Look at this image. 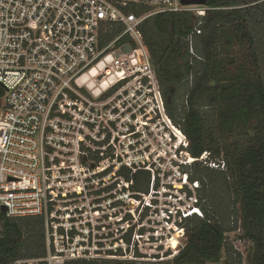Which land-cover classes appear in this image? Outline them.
Listing matches in <instances>:
<instances>
[{
    "label": "built area",
    "instance_id": "2783aa9c",
    "mask_svg": "<svg viewBox=\"0 0 264 264\" xmlns=\"http://www.w3.org/2000/svg\"><path fill=\"white\" fill-rule=\"evenodd\" d=\"M141 7L151 10L138 14ZM208 9L182 0H0V205L8 217H43L47 250L7 264L155 263L183 249L186 219L205 217L201 183L190 177L194 163L227 166L223 156L188 151V137L167 112L141 26L156 13L204 16ZM201 32L197 25L187 37L191 53ZM112 123L122 138H146L160 123L176 149L162 146L152 160L147 152L151 162H126L113 172L115 166L102 164L122 161L106 146ZM93 152L104 159L86 165ZM125 167L151 172L148 191L132 190L133 180L118 175ZM231 232L238 244H253L239 238V225L226 233L236 249Z\"/></svg>",
    "mask_w": 264,
    "mask_h": 264
},
{
    "label": "trees",
    "instance_id": "16d2710c",
    "mask_svg": "<svg viewBox=\"0 0 264 264\" xmlns=\"http://www.w3.org/2000/svg\"><path fill=\"white\" fill-rule=\"evenodd\" d=\"M206 5L204 16L162 12L141 26L167 112L188 137V151L196 157L209 151L225 160L226 171L193 165L190 177L201 183L198 196L205 217L186 219L185 245L172 259L66 264H210L223 255L225 264H242V254L226 241V233L239 225V238L253 243L247 264H264V0H207ZM150 10L141 7L138 14ZM197 25L202 32L195 35L191 53L187 37ZM4 96L0 85V112ZM118 175L133 180L132 190L149 189L148 170L134 173L125 167ZM221 192L225 196H218ZM46 252L44 218L8 217L0 205V264Z\"/></svg>",
    "mask_w": 264,
    "mask_h": 264
},
{
    "label": "rangeland",
    "instance_id": "374dc122",
    "mask_svg": "<svg viewBox=\"0 0 264 264\" xmlns=\"http://www.w3.org/2000/svg\"><path fill=\"white\" fill-rule=\"evenodd\" d=\"M185 93H186V87H183V89L180 90V98H179V102L182 103L184 102L185 99ZM205 109V108H204ZM210 109V108H208ZM120 124V123H118ZM139 125V122H138ZM153 126L155 127V125L153 124ZM109 129V128H108ZM112 130L114 132H112ZM122 129L117 126V123H112L111 124V128L109 129L111 135V139H108V143H106V146H109L110 149V153H115V157L118 155V157L122 160V161H116V159H104L103 161V165L104 164H109L112 166H115L113 168V172L116 171L118 169V167L121 164H125L126 162H131L133 161V163L135 161L140 162V161H150L153 159L154 155L159 154L160 150L162 149V146L167 145L168 148H172V149H176L177 143H175V141H169V139L165 136L164 134L167 132V128L165 127V129H163V127L160 125V123L158 124V126L156 127L155 131L153 133H148V136L146 138H141V137H124L122 138L120 135L118 136V131H121ZM121 134V132H120ZM104 139L102 138H98L97 141H103ZM83 145V144H82ZM104 145V144H103ZM103 145H101V147H103ZM103 148H97L95 151H100ZM148 150H152L155 149V151H147ZM147 152L151 153V156L149 157V159H147L145 156H147ZM101 154L99 153H95L93 152L92 154H89V159H87V164L86 165H91L94 163H97V157L100 156ZM80 160L82 162V155H79ZM94 159H93V158ZM101 157V156H100ZM151 162V161H150ZM83 163V162H82ZM113 172L111 174H109L107 176V179H109L110 181L112 180V176H114ZM119 192V191H118ZM218 196L222 197L225 196L224 193H220ZM129 200V199H128ZM132 202H130V207L132 206ZM130 216H132V214L129 213ZM144 232H146V229H144ZM230 238L236 242V244H238L237 239H236V233L235 232H231L230 234ZM166 240V239H164ZM184 242V240L182 241ZM234 245V244H233ZM164 244L160 247L164 248ZM251 245L249 243H241L238 244V247L236 249L235 245L234 248L236 251H239L238 249L243 250L244 249V253L246 255V252L249 251ZM165 251V250H164ZM168 252L173 253V249L169 248L166 251V254H168ZM244 253L242 254L243 256V263L242 264H247V261L245 260V256ZM114 262V261H113ZM114 264V263H112ZM210 264H225V255H223L222 260L219 263H210Z\"/></svg>",
    "mask_w": 264,
    "mask_h": 264
},
{
    "label": "water",
    "instance_id": "95a60500",
    "mask_svg": "<svg viewBox=\"0 0 264 264\" xmlns=\"http://www.w3.org/2000/svg\"><path fill=\"white\" fill-rule=\"evenodd\" d=\"M183 4H206L207 0H182ZM1 210L6 212L7 208L4 205H1Z\"/></svg>",
    "mask_w": 264,
    "mask_h": 264
},
{
    "label": "bare ground",
    "instance_id": "6f19581e",
    "mask_svg": "<svg viewBox=\"0 0 264 264\" xmlns=\"http://www.w3.org/2000/svg\"><path fill=\"white\" fill-rule=\"evenodd\" d=\"M176 244H177V241L174 240L172 245L175 246Z\"/></svg>",
    "mask_w": 264,
    "mask_h": 264
}]
</instances>
